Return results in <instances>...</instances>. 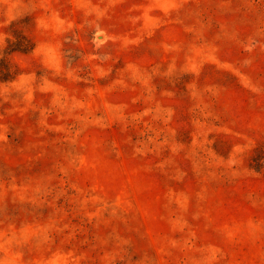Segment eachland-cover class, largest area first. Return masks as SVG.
I'll use <instances>...</instances> for the list:
<instances>
[{"label": "rangeland", "instance_id": "obj_1", "mask_svg": "<svg viewBox=\"0 0 264 264\" xmlns=\"http://www.w3.org/2000/svg\"><path fill=\"white\" fill-rule=\"evenodd\" d=\"M0 264H264V0H0Z\"/></svg>", "mask_w": 264, "mask_h": 264}, {"label": "trees", "instance_id": "obj_2", "mask_svg": "<svg viewBox=\"0 0 264 264\" xmlns=\"http://www.w3.org/2000/svg\"><path fill=\"white\" fill-rule=\"evenodd\" d=\"M30 49H32V46L29 47V50H30ZM18 50L23 51V50H21L20 48H18Z\"/></svg>", "mask_w": 264, "mask_h": 264}]
</instances>
